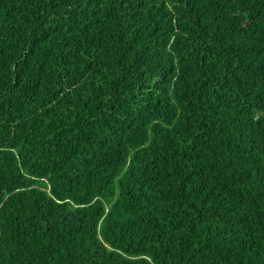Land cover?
<instances>
[{"label": "trees", "instance_id": "obj_1", "mask_svg": "<svg viewBox=\"0 0 264 264\" xmlns=\"http://www.w3.org/2000/svg\"><path fill=\"white\" fill-rule=\"evenodd\" d=\"M0 264H264V0H0Z\"/></svg>", "mask_w": 264, "mask_h": 264}]
</instances>
